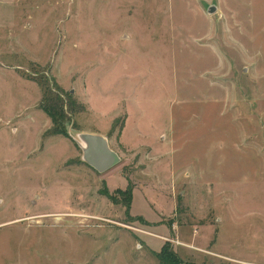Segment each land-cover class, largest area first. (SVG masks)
Wrapping results in <instances>:
<instances>
[{
    "label": "rangeland",
    "instance_id": "obj_1",
    "mask_svg": "<svg viewBox=\"0 0 264 264\" xmlns=\"http://www.w3.org/2000/svg\"><path fill=\"white\" fill-rule=\"evenodd\" d=\"M82 132L121 162L86 163ZM166 243L264 264V0H0V264H161Z\"/></svg>",
    "mask_w": 264,
    "mask_h": 264
},
{
    "label": "trees",
    "instance_id": "obj_2",
    "mask_svg": "<svg viewBox=\"0 0 264 264\" xmlns=\"http://www.w3.org/2000/svg\"><path fill=\"white\" fill-rule=\"evenodd\" d=\"M39 84L42 86L43 98L41 101L42 109L45 113L51 118L53 123L52 132L54 134H61L65 136H69L68 130L66 128L67 122H69L70 118L67 115V109L71 107L70 98L67 100L65 98V93L60 85L54 82V89H51L50 85H44L43 83ZM109 195L108 192H104ZM127 195L126 198L128 203L131 204L132 198V188L130 190L125 191ZM156 257L159 259L161 264H181L182 259L179 257L177 252L174 251L173 247L166 243L160 252L156 253Z\"/></svg>",
    "mask_w": 264,
    "mask_h": 264
},
{
    "label": "water",
    "instance_id": "obj_3",
    "mask_svg": "<svg viewBox=\"0 0 264 264\" xmlns=\"http://www.w3.org/2000/svg\"><path fill=\"white\" fill-rule=\"evenodd\" d=\"M216 6H210L214 12ZM73 92V91H72ZM78 146L82 149V159L99 172L107 171L121 162V157L111 148L108 139L99 133L82 132L78 134Z\"/></svg>",
    "mask_w": 264,
    "mask_h": 264
},
{
    "label": "crops",
    "instance_id": "obj_4",
    "mask_svg": "<svg viewBox=\"0 0 264 264\" xmlns=\"http://www.w3.org/2000/svg\"><path fill=\"white\" fill-rule=\"evenodd\" d=\"M225 256V255H224Z\"/></svg>",
    "mask_w": 264,
    "mask_h": 264
}]
</instances>
